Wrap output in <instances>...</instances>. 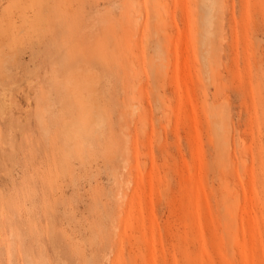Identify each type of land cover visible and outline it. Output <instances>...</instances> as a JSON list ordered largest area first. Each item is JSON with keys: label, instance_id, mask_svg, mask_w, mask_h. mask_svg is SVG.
<instances>
[{"label": "rangeland", "instance_id": "374dc122", "mask_svg": "<svg viewBox=\"0 0 264 264\" xmlns=\"http://www.w3.org/2000/svg\"><path fill=\"white\" fill-rule=\"evenodd\" d=\"M2 94L0 264H264V0H0Z\"/></svg>", "mask_w": 264, "mask_h": 264}, {"label": "bare ground", "instance_id": "6f19581e", "mask_svg": "<svg viewBox=\"0 0 264 264\" xmlns=\"http://www.w3.org/2000/svg\"><path fill=\"white\" fill-rule=\"evenodd\" d=\"M2 103H1V109L0 110H5V108L9 105V99H6V95L2 94ZM8 100V102H7ZM8 104V105H7Z\"/></svg>", "mask_w": 264, "mask_h": 264}, {"label": "snow or ice", "instance_id": "6c2138e0", "mask_svg": "<svg viewBox=\"0 0 264 264\" xmlns=\"http://www.w3.org/2000/svg\"><path fill=\"white\" fill-rule=\"evenodd\" d=\"M106 7H107V5H106ZM59 264H64V262H59Z\"/></svg>", "mask_w": 264, "mask_h": 264}]
</instances>
